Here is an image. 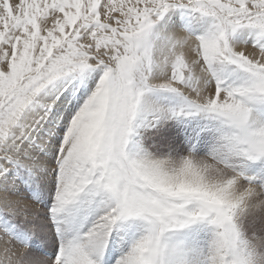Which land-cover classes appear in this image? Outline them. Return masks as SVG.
I'll return each instance as SVG.
<instances>
[{"label":"snow or ice","instance_id":"snow-or-ice-1","mask_svg":"<svg viewBox=\"0 0 264 264\" xmlns=\"http://www.w3.org/2000/svg\"><path fill=\"white\" fill-rule=\"evenodd\" d=\"M0 264H264V0H0Z\"/></svg>","mask_w":264,"mask_h":264}]
</instances>
